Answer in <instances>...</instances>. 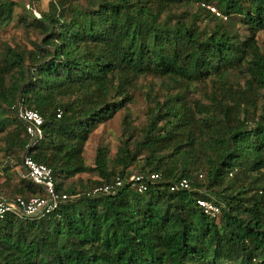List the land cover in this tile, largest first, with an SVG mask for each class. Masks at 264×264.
Here are the masks:
<instances>
[{"label": "trees", "instance_id": "1", "mask_svg": "<svg viewBox=\"0 0 264 264\" xmlns=\"http://www.w3.org/2000/svg\"><path fill=\"white\" fill-rule=\"evenodd\" d=\"M34 10L0 0V32L36 33L30 47L0 45V198L45 194L17 170L25 152L52 168L57 190L83 194L41 217L6 213L0 264H264V0H49ZM147 77L167 93L145 124L125 114L115 157L101 146L89 166L92 133ZM18 102L40 111L42 138L31 141ZM132 166L162 176L144 192L126 182L86 194ZM93 171L100 180L82 184ZM185 177L190 189L170 190Z\"/></svg>", "mask_w": 264, "mask_h": 264}, {"label": "built area", "instance_id": "2", "mask_svg": "<svg viewBox=\"0 0 264 264\" xmlns=\"http://www.w3.org/2000/svg\"><path fill=\"white\" fill-rule=\"evenodd\" d=\"M205 6L213 13L221 15L215 6ZM34 14L36 17H40L38 12L34 11ZM13 108L17 111L18 116L24 122L25 131L29 135L31 141L34 142L42 138L44 131V118L40 111L34 108L26 107L19 102L15 104ZM62 112L63 110L58 108L57 116L60 117ZM22 166V176L29 178L34 184L42 187L45 194L42 196H32L30 198H24L21 196H17L12 199L0 198V219L9 212L20 217H41L50 211L57 209L60 203L66 201L67 199L73 197L77 198L82 195L79 192L70 195L66 192L57 190L52 168L44 163L36 161L27 152L23 154ZM161 176V172L132 173L127 178L116 176L112 182L95 186L86 194L98 195L116 193L126 182H131L132 187H135L139 192H144L148 189L149 183L161 178ZM190 188L191 180L186 177L177 180L170 185L171 191ZM197 203L205 213L213 217H217L221 212V208L218 204L204 197H199L197 199Z\"/></svg>", "mask_w": 264, "mask_h": 264}, {"label": "rangeland", "instance_id": "3", "mask_svg": "<svg viewBox=\"0 0 264 264\" xmlns=\"http://www.w3.org/2000/svg\"><path fill=\"white\" fill-rule=\"evenodd\" d=\"M18 2L31 4L36 12L37 10H47L49 0H15ZM22 11L20 7L17 9ZM39 13V12H38ZM40 14V13H39ZM226 18L224 17V20ZM260 42L264 40V31L258 34ZM35 32H26L21 26L11 25L7 31L0 32V45L4 41L10 43H22L30 47L29 38H35ZM134 96V101L128 105L126 109H121L113 119L109 120L105 124L99 125L91 135V138L86 144L85 161L89 166L94 167L95 155L97 149L104 146L109 151V157L114 158L116 152L119 149L122 140V120L125 114H130L134 125H143L147 121V111L154 104L153 98L155 96L163 95L167 93L165 83H162L160 79L153 77L139 78L135 87L131 89ZM132 173H137L138 169L135 166L129 168ZM17 170L22 174V170L17 167ZM1 171V169H0ZM131 173V174H132ZM81 183L91 182L94 180H100V176L96 171L90 173L81 174ZM80 185L79 183L77 184ZM83 194V191H78Z\"/></svg>", "mask_w": 264, "mask_h": 264}]
</instances>
